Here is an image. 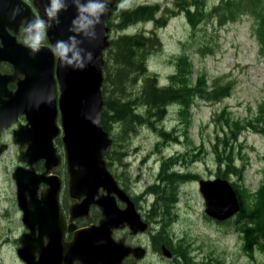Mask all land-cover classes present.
Segmentation results:
<instances>
[{
	"label": "rangeland",
	"instance_id": "rangeland-1",
	"mask_svg": "<svg viewBox=\"0 0 264 264\" xmlns=\"http://www.w3.org/2000/svg\"><path fill=\"white\" fill-rule=\"evenodd\" d=\"M175 2L119 0L118 7L125 9L160 5L157 17L167 18V24L157 27L154 21L139 22L125 30L111 29V38L122 34L155 33L162 46L150 53L148 70L158 77L160 86L171 84V76L178 72L181 58H187L182 70L189 74L192 65L190 78L194 84L200 78L208 81L209 88L232 83V92L217 102L196 98L189 107L173 103L162 121L153 125H133L135 129L130 133L126 129L122 135V130L113 129L115 151H122V161H115L113 170L135 196L145 201L140 194L158 184L163 162L169 163V158H173L170 162L181 160L176 170L186 175L179 185V202L174 207V217L165 219L170 245L180 246L190 264H264V210H259L260 222L251 215L252 205L261 199V192H258L264 186V132L262 124L256 120L264 104V56L257 32L261 21L252 13L221 23L207 16L194 30L186 12L179 11ZM220 2L222 0L200 1L207 12ZM167 9L174 13H165ZM260 9L264 12V1ZM141 83V80L137 83L129 80V94L139 89ZM137 112L144 116L145 107L137 108ZM229 122L232 124L228 125ZM161 131L175 139L162 138ZM219 156L222 160L231 158L233 165L227 168L224 162L222 167L229 169L227 178L243 195L240 214L226 222L215 221L207 215L199 186L201 179L219 177ZM18 163L15 147L0 156V264H24L17 254V238L23 228L13 178ZM165 167L168 168V164ZM164 195L169 196L170 189ZM147 200L151 206L154 196L149 195ZM5 215L9 218H4ZM160 220L159 216L158 220L153 219L155 224L150 231L140 236L134 237L127 232L128 241L151 249L142 264H170L166 257L156 254L153 247L155 236L162 230Z\"/></svg>",
	"mask_w": 264,
	"mask_h": 264
},
{
	"label": "water",
	"instance_id": "water-1",
	"mask_svg": "<svg viewBox=\"0 0 264 264\" xmlns=\"http://www.w3.org/2000/svg\"><path fill=\"white\" fill-rule=\"evenodd\" d=\"M54 2H57V6L52 8L50 5ZM116 2L117 0L36 1L41 17L48 23L47 32L53 49L59 55L57 75L61 85V126L57 121L58 108L56 106V90H52L53 93H50V97L47 94L45 95L46 103L41 105L37 109L35 116H33L32 113L34 112L30 99L36 96H34L35 91L34 89H28L25 85L30 82L32 77L39 76V70L44 65L43 62L47 69L46 75L49 76L50 81H52L51 83L55 82L53 71L55 70V55L53 50L47 46H39L31 49L22 45H15L16 43L13 41V45L22 50L17 51L11 41L9 42L10 39L6 37L7 35L0 33V35L4 36L6 44L5 49H1L0 59L9 60L18 69L26 70L27 79L23 81L24 84H20L15 93L8 94L9 101L7 103L10 106L21 105V107L27 108H21V110L27 113L28 124L15 131L16 142L23 144V142L27 141L29 145L28 149L22 153L20 157L21 161L28 162L31 168H33V161L28 159L35 157L40 160L46 159L47 157L53 162L51 166L47 164L48 171H52L61 160L60 155L57 154L54 140L63 131V144L66 162L68 164L70 194L75 199L85 197L82 203H79L72 210L80 211L82 207L88 210L90 205L97 204L104 214V218L98 225L99 228L117 225L114 223V220L118 221L122 219V225H124V222H127L132 228V233H138L146 231L148 224L135 211L133 203L124 191L121 194V189H119L117 181L108 170L105 155L109 153L113 140L110 137V133L101 124L105 106L102 92L105 65L104 50L111 43L108 35L110 27L106 23L112 15V10ZM47 4L50 5L47 6ZM48 11L52 12V15H48ZM2 12L0 15L1 27L3 26V21L9 19L7 11ZM31 17L35 20L33 16ZM9 45H11V48L8 47ZM60 45H64L69 49L66 56L60 55ZM46 51L49 54L48 57H45L47 60L42 57V53ZM0 91H2L1 88ZM48 101H50V104L52 103L49 111H47ZM4 104L6 103L4 102ZM47 113L52 115L51 118L45 117ZM2 115H5L8 119L11 117L8 116L5 105H0V116L2 117ZM15 119L11 118L8 122H1L0 133L3 128L9 127ZM19 137H24V139L20 138L21 140H19ZM20 172L21 168H18L14 177L18 183L19 204L25 211L24 219H29L33 222L36 220L42 221L43 218H49V212L51 213L53 210L54 213L60 214L59 183L57 182L55 193L53 192V187L49 189L52 193L48 205L44 201L49 197V194H46L42 200L37 199L38 201L34 204L35 201L33 198L30 200L26 198V195L30 193L28 189L31 188L30 185L34 183L38 184L41 179H45L51 184L52 178L47 173L40 176L31 170L26 171L25 175L21 177L20 174L23 172ZM40 177L42 178L40 179ZM199 183L200 190L206 201V213L211 217L218 220H227L241 210L239 198L229 180L222 178H216L214 180L202 179ZM101 187L108 191V195L97 198ZM113 190L117 191L123 198L125 196L128 198V207L122 214L108 200V196ZM41 202L42 204L39 205ZM44 205L46 208L42 207ZM31 210L36 211L29 213ZM40 210L46 212V215L40 216L37 213ZM91 228L95 229L81 231L77 237L78 241L76 240L72 245L76 259L83 264L90 263V258L82 255L83 251H89V248H83L86 237L95 235L102 230L95 226ZM22 242H25L24 237L22 238ZM88 243L90 244L89 241ZM122 248L127 249V253L132 250L128 246H125L123 242ZM134 250L140 251V254L137 255L138 258L144 254V250L141 248H134L132 251ZM27 252L29 254H26ZM165 252L169 256L167 251ZM18 253L20 257L26 260L27 264H45L47 260L44 252L40 260L35 261L33 250L25 247L20 248Z\"/></svg>",
	"mask_w": 264,
	"mask_h": 264
},
{
	"label": "flooded vegetation",
	"instance_id": "flooded-vegetation-1",
	"mask_svg": "<svg viewBox=\"0 0 264 264\" xmlns=\"http://www.w3.org/2000/svg\"><path fill=\"white\" fill-rule=\"evenodd\" d=\"M36 1L37 0H0V15L1 13H3L2 11H7L9 16L8 20L3 21V26H0V33H5V35H7L6 37L10 39L9 42L11 41L12 45L14 44L13 41H15V45H22L31 49L33 48V37L39 34L40 41L37 47L47 46L51 50H53L55 55V70H53L55 82L51 83L52 81H50L49 76L46 75L47 69L45 68L46 65L43 62L44 65L39 70V76L32 77L30 79V82L26 83L25 85L28 89H34L35 91L34 96H36L30 99L31 107L34 112L32 113L33 116H35L37 109L41 105H44L46 103L45 95L47 94L48 97H50V93H53L52 90H56V106L58 108L57 121L58 124L61 126V85L57 75L59 55L57 51L53 49L51 40L47 32L48 23L41 17L40 10L36 5ZM48 5L50 4H47V6ZM50 6L52 8L56 7L57 2H54ZM48 15H52V12L48 11ZM31 16H33L35 20ZM38 21L42 22L43 27L41 29H37L34 26ZM5 46L6 44L4 36L0 35V52H2L1 49H5ZM8 47L11 48V45H9ZM13 47L17 51H22L19 47H16L14 45ZM48 55L49 54L47 51L42 53V57L44 58L48 57ZM26 79L27 78L25 69H18L9 60L0 59V88L3 91H0V105H5V110L8 111V116H11L9 119L16 118L9 127L3 128L0 133V150H2L0 156H5L9 152L11 147H15V152L18 153L19 163L15 165L13 171V178L17 186L16 200L18 203V212L20 213V217L22 219L23 228L19 237L17 238V254L19 256V249L25 247L27 249L29 248L33 250L35 261H39L41 255L45 252L44 255L47 259L45 261V264H83L81 263V261L76 259V255L74 254L75 252H73L72 250V245L77 240V237L79 236V233L81 231L85 229H95L91 228L92 226L99 228L98 225L104 218V214L100 206L97 204L90 205L88 210H85L84 207H82L80 211L72 210L79 203H82L85 197L75 199L70 194L69 172L63 144V131H61L60 135L54 140V145L57 149V154L60 155L61 160L60 163L52 169V171H48L47 164L51 166L53 162H51L50 159L47 157V160H38L35 157L28 159L33 161V168H31V165H29L28 162L21 161L20 157L22 153L28 149L29 145L27 141L23 142V144L20 142H16L15 131H17L20 127L28 124V115L26 112H22L23 110H21V108L23 109L25 107H21V105L10 106L7 103L9 101L8 94L11 95L12 93H15L18 90L20 84H24L23 81H25ZM6 92L7 94H5ZM4 102L6 104H4ZM51 104L50 101H48L47 111H49ZM46 116L47 118H51L52 115L50 113H47L45 117ZM9 119L5 115H2V117L0 116V123L8 122ZM20 138L24 139V137H19V140H21ZM114 151L115 147H112L111 151L105 157L107 161L108 170L116 179L119 189H121V194L122 191H124V193L129 197L130 201L133 203L135 211L139 213L142 220L148 224V229L144 232L132 233V228L127 222H124V225H122V219H119L118 221L114 220V223L117 225H112L106 228H99L102 230L97 232L95 235H90L86 237V240L83 244V248H89V251H83L82 255L90 258L89 264H142V262H145L148 256L151 254V249L147 245H143L141 243H132L128 241L127 232H129V234L134 237L140 236L147 231L149 232L151 227L155 224L152 220H158V214L160 215L159 211H163L161 217H164L165 219L173 218L174 207L179 202V185L183 183V177L186 174H182L176 170V166L181 164V160H175L174 162H170L171 160H173V158H169V163L163 162V166H161L160 173L158 174V184L154 185L155 187L153 186L152 188L140 194L144 195V197L146 198V200L144 201L140 198V196H135L132 193V190L129 189V187L122 182V178L118 179L117 174L113 170V163L115 161L121 163L122 151L119 150L121 154L119 158L115 157V154L111 153ZM11 163H13V161ZM165 164H168V168L165 167ZM18 168H21L20 173L23 172L22 174H20L21 177L25 175L26 171L31 170L35 174L40 176L47 173V175L52 178L51 184H49L45 179H41L42 177H40L41 180L38 184L34 183L30 185L31 188H28L30 190V193L26 195V198H28V200L33 198V200L35 201L34 204L36 203V201L42 200L46 194H49V197L44 201L48 205L52 193L51 191H49V189L53 187V192L55 193V187L57 185V182L59 183V206L61 209L60 214L54 213L53 210L51 211V213L49 212V218H43L42 221L36 220L35 222H33L29 219H24L25 211L20 207L19 204L18 183L14 177V174L16 173ZM167 176L168 178L172 177L175 180L174 183H171L172 185H170V182H166L168 179ZM165 178L167 179L165 180ZM167 189H170L169 196L164 195ZM33 193L34 195H36L34 196ZM106 195H108V191L101 187L98 192L97 198ZM149 195L154 196V202L152 201L153 203L151 204V206L148 204L147 200V197ZM108 200L112 203L114 207H116L117 211H119L121 214L127 209L129 203L128 198L126 196L125 198H123L115 190L110 192ZM42 202L39 205H41ZM50 206L51 208H53L52 205ZM42 207L46 208L45 205ZM35 211L36 210H31L29 211V213H33ZM37 213L40 216L46 215V212H43V210H40ZM4 218L8 219L9 216L5 215ZM173 223H175V220L172 221V224ZM172 224L170 225V227L172 226ZM158 234H153V236L156 235L153 243V247H155L157 250L156 254L160 253L163 257H166L167 260L170 261V264H190V260L185 257V251H182L180 246L175 248L174 245H170L168 241L167 244L163 242L160 243L158 240ZM23 237L25 239V242H22ZM88 241L90 242V244L88 243ZM122 242L125 246H128L132 250L134 248L143 249L144 254L140 258H138L137 255L140 254L139 250H130L129 253H127V249L125 250L122 248ZM158 243L160 245H158ZM165 251H167V254H169V256L165 254ZM26 254L29 253L27 252ZM20 258L22 259L24 264H27L24 258Z\"/></svg>",
	"mask_w": 264,
	"mask_h": 264
},
{
	"label": "trees",
	"instance_id": "trees-1",
	"mask_svg": "<svg viewBox=\"0 0 264 264\" xmlns=\"http://www.w3.org/2000/svg\"><path fill=\"white\" fill-rule=\"evenodd\" d=\"M200 1L202 0H185L184 2L176 0L175 2L176 6L179 7V11L186 12L194 30L198 28L207 16L211 19L215 18L218 23H221L223 21L237 20L238 17L248 13L257 15L258 20L261 21L257 27V32L261 41V53L264 56V12L260 11V3L264 0H222V2L213 7L211 12H207L208 10L203 7V4L201 5ZM160 10V5H139L133 9L116 7L108 24L112 30L121 28L125 30L139 22L150 21H154L157 27H162L167 24V18L157 17ZM164 11L170 15L174 13L171 9ZM115 19L118 21L116 22ZM161 46L162 42L155 33H152V35H144L143 33L122 34L111 40V46L106 52V65L104 68L103 94L105 108L102 115V126L112 135L115 134L113 129L119 128V131L122 130L123 135L126 129H128V133L134 131L133 125L139 126L143 123L153 125L162 121L167 114L168 106L173 103L189 107L196 98L217 102L231 94L232 83L215 84V86L209 88L208 81L205 78H200L194 84V80L190 78L192 65L190 66L191 72L189 74L182 70V63L184 60H188L187 58H181L178 72L171 76V84L160 86L158 77L149 73L148 59L151 55L150 53L160 49ZM115 64L117 66L120 65V67H114ZM129 80L136 83L138 80L142 82L139 89L136 88L132 94H129L130 88L129 84L127 85ZM117 91L118 95H116ZM140 107H145L146 113L144 116L137 112V108ZM259 115L256 120L262 124L264 132V104ZM229 124L232 123L229 122ZM230 131L233 132L234 128H230ZM161 136L162 138L175 139L165 131H161ZM234 136L238 138L236 134ZM113 146H115V140ZM111 153L115 154L117 158L120 155L118 151ZM230 160V157L222 160L219 156V177L227 178L229 171L227 168H229V165H233ZM224 162L228 164L227 168L222 167ZM166 182H170V185H172L171 183H174L175 180L169 177ZM233 184L238 192L240 201H243V195L237 185ZM260 192L261 199L258 202L256 201L257 203L252 205L251 209L253 219L259 222L261 221L259 210L261 212L264 210V186L258 193ZM158 216L161 217V213ZM160 224L162 230L159 232L158 238L162 242L167 243L169 241L165 232L167 230V220L161 217ZM244 228H246L245 225L243 230Z\"/></svg>",
	"mask_w": 264,
	"mask_h": 264
},
{
	"label": "clouds",
	"instance_id": "clouds-1",
	"mask_svg": "<svg viewBox=\"0 0 264 264\" xmlns=\"http://www.w3.org/2000/svg\"><path fill=\"white\" fill-rule=\"evenodd\" d=\"M37 29H41L43 27L42 25V22H37L35 25H34ZM39 41H40V35L37 34L35 37H33L32 39V47L33 49H35L38 44H39ZM61 51H60V55L61 56H66L67 52L69 51V49L67 47H65L64 45H60L59 46Z\"/></svg>",
	"mask_w": 264,
	"mask_h": 264
}]
</instances>
